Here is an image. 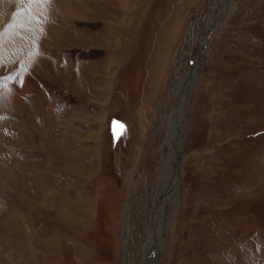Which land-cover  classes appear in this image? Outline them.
<instances>
[{
  "label": "rangeland",
  "instance_id": "1",
  "mask_svg": "<svg viewBox=\"0 0 264 264\" xmlns=\"http://www.w3.org/2000/svg\"><path fill=\"white\" fill-rule=\"evenodd\" d=\"M227 1L0 0V264H141L160 120ZM225 9L188 99L164 264H264V0Z\"/></svg>",
  "mask_w": 264,
  "mask_h": 264
},
{
  "label": "bare ground",
  "instance_id": "2",
  "mask_svg": "<svg viewBox=\"0 0 264 264\" xmlns=\"http://www.w3.org/2000/svg\"><path fill=\"white\" fill-rule=\"evenodd\" d=\"M132 2L128 1L127 3H125V6H127L128 10H132L135 7V2ZM230 3L231 0L224 2L223 4L221 3L215 10L216 12L210 15L204 30V37L202 40L203 46H201L200 56L193 69L191 71L189 70L183 77L180 78V82L172 92V96L176 97V102L174 103L170 112L163 114V118H161L160 120L161 125H166V136L163 140L164 142L162 143V146L165 145L167 154L166 157L162 159L160 165L157 167L156 188L155 194L152 198L153 208L149 218V227L146 233V240L142 246L141 264H164L166 225L168 222L167 216L170 214V211L172 210L174 204H177L178 201H180L179 195L182 190V176H180V172L182 173L181 165L184 159V156L182 155V149L184 147L185 125L188 117V99L190 97V94L193 92L195 84L200 76L202 64L206 57V49L208 48L210 42V35L212 34V31L215 29L217 22L219 21V14L226 12L227 10L225 9V6L227 4L229 5ZM142 5L144 4H140V7H138L137 9L139 10ZM135 14L137 15V13ZM146 205L147 203L143 204V208L141 209L145 210L147 207ZM127 214L128 211L126 210L123 217L126 218ZM143 214L140 220L145 218ZM15 225L17 224L15 223ZM32 236H34V233H32ZM43 237L44 236H42L41 240L43 239ZM55 240L57 241V239H47L46 241H44V243L50 247H55L57 245V242L55 243ZM44 245L42 244V247ZM5 256L12 260L10 254H6Z\"/></svg>",
  "mask_w": 264,
  "mask_h": 264
},
{
  "label": "crops",
  "instance_id": "3",
  "mask_svg": "<svg viewBox=\"0 0 264 264\" xmlns=\"http://www.w3.org/2000/svg\"><path fill=\"white\" fill-rule=\"evenodd\" d=\"M122 213H123V212H122ZM15 221H16V220H15ZM9 222H10V218H9L8 220H5V218H4V220H3V221L1 222V224H0V232L3 231V227L6 226V224L9 223ZM16 224H17V222H16ZM5 229H6V228H5ZM5 229H4V230H5ZM20 233H21V232H20ZM27 233H28V232H24V237H23V238H25V237L28 235ZM15 238H16V239L19 238L20 241H21L19 244H18V243H15V244H16V245H19L20 247H22L21 244H22L23 240H25V239H23V238H21V237H19V236H17V235L15 236ZM15 238H14V239H15ZM20 247H16L17 249H18V248L20 249V251L16 249V252H15V253H16V256H15L13 253H11V256H13L14 258L18 257V258H19V261H22V258L25 257L26 253H22V254H21V252H22L21 249H23V248H20ZM20 254H21V256H20ZM11 263H12V262H11Z\"/></svg>",
  "mask_w": 264,
  "mask_h": 264
},
{
  "label": "snow or ice",
  "instance_id": "4",
  "mask_svg": "<svg viewBox=\"0 0 264 264\" xmlns=\"http://www.w3.org/2000/svg\"><path fill=\"white\" fill-rule=\"evenodd\" d=\"M23 2V0H21ZM30 3H41V2H47V0H29Z\"/></svg>",
  "mask_w": 264,
  "mask_h": 264
}]
</instances>
